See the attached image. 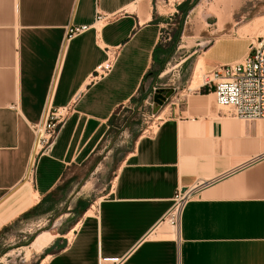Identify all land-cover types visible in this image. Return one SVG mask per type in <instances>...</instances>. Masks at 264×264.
Instances as JSON below:
<instances>
[{"label": "crops", "instance_id": "0c3cea01", "mask_svg": "<svg viewBox=\"0 0 264 264\" xmlns=\"http://www.w3.org/2000/svg\"><path fill=\"white\" fill-rule=\"evenodd\" d=\"M158 1L0 0V230L13 216L53 201L67 171L93 154L112 114L146 87L157 58L166 52L158 32L169 17L158 12ZM224 2L220 27L247 21L255 7ZM191 3L172 0L176 12H190ZM97 10L117 16L95 26ZM197 20L193 33L182 30L176 38L170 56L177 64L190 56L181 49L195 45H234L236 52L226 60L206 58L208 69L245 54L233 38H216L208 21L196 31ZM69 24L90 27L62 50ZM107 47L115 50L110 66L92 78ZM172 97L161 106L169 100V113L135 137L109 192L93 210L83 202L71 234H63L41 264H264V118L227 114L213 91L201 85L176 101ZM49 99L53 106L71 103L72 110L26 180L32 125ZM259 155L195 192L178 227L162 220L178 187Z\"/></svg>", "mask_w": 264, "mask_h": 264}, {"label": "rangeland", "instance_id": "374dc122", "mask_svg": "<svg viewBox=\"0 0 264 264\" xmlns=\"http://www.w3.org/2000/svg\"><path fill=\"white\" fill-rule=\"evenodd\" d=\"M237 1L233 0L234 4ZM241 1L255 6L250 15H246L247 21L235 24L227 22L223 27L219 25L222 24L221 14L226 9L223 7V4H226L224 0H191L194 8L190 12L179 8L176 12L172 0L169 4H164L163 0L157 2V10L164 14L163 16H166L165 13L174 12L172 18L165 21L172 30V38L166 45L160 44L166 52L157 58L144 85L146 87H142L134 100L117 108L110 127L93 154H90L84 164L67 171L59 189L54 193L53 201H47L36 210L13 216L2 227L0 264H41L49 253L57 249L58 240L63 238V234H71V228L82 215L80 206L83 202H88L93 210V205L96 206L105 197L114 183L120 165L130 152L135 137L153 130L157 122L169 113V100L157 112H153V85L156 88H171L172 100L176 101L187 91L197 88L205 74L220 64L215 63L208 69L206 58L226 60L236 52L234 45L228 41L218 47H212L210 44L184 47L182 52L184 55L190 53V56L181 64H177V60L170 55H174L176 38L182 30L193 33L192 23L197 18L196 31L203 29L208 21L214 26L213 29L215 28L216 38H233L244 47V53L250 42L264 36V0ZM201 3L202 7L198 8ZM151 82L154 84L151 85ZM44 232L49 233L45 244L43 241V246L38 243L41 247L34 244L37 237Z\"/></svg>", "mask_w": 264, "mask_h": 264}, {"label": "built area", "instance_id": "2783aa9c", "mask_svg": "<svg viewBox=\"0 0 264 264\" xmlns=\"http://www.w3.org/2000/svg\"><path fill=\"white\" fill-rule=\"evenodd\" d=\"M163 2L164 4H169L170 0H163ZM173 13L174 12L165 13V15L171 19ZM116 16L117 15L114 13L108 14L97 10L94 25H100L103 22L113 20ZM167 24L168 22L162 23L158 32V44L163 46L166 45L172 38V30L168 28ZM89 27V24H69L64 36L62 50L69 38L83 32ZM106 53V60L98 66L96 73L92 76V78L102 75L106 70H108L111 60L115 54V50H111L107 47ZM53 80L54 77L52 79V83ZM200 85L213 91L216 103L219 107L227 108V114L245 119L264 118V36L257 39L255 42H250L248 44L247 51L241 58L232 62L219 64L218 67L212 69L210 73L205 74ZM72 106L73 105L71 103H67L62 106H53L49 99L46 102L41 119L39 122L32 125L35 135L32 154L35 150L36 144L37 149L34 152L32 166L29 170L30 177L33 174L36 157L54 141L60 127L72 110ZM262 155L255 156L242 163L240 166L231 168L210 179L198 178L192 184L185 186L184 189L182 186L178 187L174 194L172 203L167 212L164 214L162 220H165L174 227H178L182 210L186 202L195 192L252 163ZM29 173H27V177L29 176Z\"/></svg>", "mask_w": 264, "mask_h": 264}, {"label": "water", "instance_id": "95a60500", "mask_svg": "<svg viewBox=\"0 0 264 264\" xmlns=\"http://www.w3.org/2000/svg\"><path fill=\"white\" fill-rule=\"evenodd\" d=\"M172 94V89L167 87H157L154 90L152 97H153V112H157L165 100ZM185 186H183V189Z\"/></svg>", "mask_w": 264, "mask_h": 264}, {"label": "bare ground", "instance_id": "6f19581e", "mask_svg": "<svg viewBox=\"0 0 264 264\" xmlns=\"http://www.w3.org/2000/svg\"><path fill=\"white\" fill-rule=\"evenodd\" d=\"M36 149H37V144H36V146H35V150H34V152L36 151ZM34 152H33V154H32V157H31V160H30V168H31V166H32V160H33V155H34ZM30 168H28L29 170H30ZM28 173H29V171H28ZM29 176H30V173H29ZM29 178L27 177V175H26V180H28ZM49 234V233H48ZM48 234L46 233V232H44V234H41V235H39L38 237H37V239L35 240V242H34V244H37L38 245V243H41L40 245H42L43 246V242L45 241V240H47L48 238ZM43 241V242H42ZM50 241V240H49ZM46 242V241H45ZM45 242H44V244H45ZM40 245H38V246H40ZM41 247V246H40ZM39 248V247H38ZM37 250V249H36ZM48 257H46V259H47ZM49 259V258H48Z\"/></svg>", "mask_w": 264, "mask_h": 264}, {"label": "trees", "instance_id": "16d2710c", "mask_svg": "<svg viewBox=\"0 0 264 264\" xmlns=\"http://www.w3.org/2000/svg\"><path fill=\"white\" fill-rule=\"evenodd\" d=\"M113 116H114V114H112V116L110 117V123H111V121H112Z\"/></svg>", "mask_w": 264, "mask_h": 264}]
</instances>
